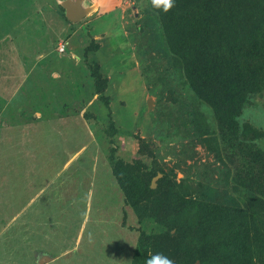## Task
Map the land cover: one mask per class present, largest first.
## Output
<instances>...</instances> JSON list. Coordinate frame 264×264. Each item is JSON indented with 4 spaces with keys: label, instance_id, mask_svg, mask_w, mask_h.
Listing matches in <instances>:
<instances>
[{
    "label": "rangeland",
    "instance_id": "1",
    "mask_svg": "<svg viewBox=\"0 0 264 264\" xmlns=\"http://www.w3.org/2000/svg\"><path fill=\"white\" fill-rule=\"evenodd\" d=\"M59 1L0 0V264H144L154 252L180 264L177 241H159L164 226L128 203L114 161L154 159L198 196L219 189L234 167L212 107L158 23L145 25L147 0H82L94 7L76 21ZM234 112L233 141L251 126L264 151V91Z\"/></svg>",
    "mask_w": 264,
    "mask_h": 264
},
{
    "label": "trees",
    "instance_id": "2",
    "mask_svg": "<svg viewBox=\"0 0 264 264\" xmlns=\"http://www.w3.org/2000/svg\"><path fill=\"white\" fill-rule=\"evenodd\" d=\"M147 1L145 25L158 23L167 43L163 50L184 65L185 82L212 107L221 137L220 142L216 137L217 145L234 170L227 169L222 187L210 186L199 196L196 183L185 177L176 181L153 158L149 166L114 161L115 178L128 203L136 208L142 203L164 226L159 241L164 232L163 237L177 241L180 264L196 258L198 264H264V151L251 126L242 128L250 140L233 141L229 118L249 93L264 91V0H175L166 13ZM102 87L99 80L96 89ZM193 126L198 134L207 132L202 116L194 118ZM212 139L209 143L215 144ZM230 145L235 150H228ZM156 171L161 176L150 187Z\"/></svg>",
    "mask_w": 264,
    "mask_h": 264
},
{
    "label": "clouds",
    "instance_id": "3",
    "mask_svg": "<svg viewBox=\"0 0 264 264\" xmlns=\"http://www.w3.org/2000/svg\"><path fill=\"white\" fill-rule=\"evenodd\" d=\"M149 2L153 9L165 13L175 7V0H149ZM144 264H174V261L162 252H154L145 258Z\"/></svg>",
    "mask_w": 264,
    "mask_h": 264
},
{
    "label": "water",
    "instance_id": "4",
    "mask_svg": "<svg viewBox=\"0 0 264 264\" xmlns=\"http://www.w3.org/2000/svg\"><path fill=\"white\" fill-rule=\"evenodd\" d=\"M59 3L63 8L65 18L69 21L78 20L93 7V4L83 5L82 0H60ZM155 176L150 180V187L155 185Z\"/></svg>",
    "mask_w": 264,
    "mask_h": 264
},
{
    "label": "crops",
    "instance_id": "5",
    "mask_svg": "<svg viewBox=\"0 0 264 264\" xmlns=\"http://www.w3.org/2000/svg\"><path fill=\"white\" fill-rule=\"evenodd\" d=\"M95 1H97V0H95ZM112 1H113V0H104V4H103V5H105V8H104V9H106L107 7H109L110 5H112ZM98 3H99V2H98ZM89 4H92V3H89ZM93 5H94V4H93ZM93 7H94V6H93ZM93 7H92V8H93ZM92 8H91V9H92ZM104 9H103V10H104Z\"/></svg>",
    "mask_w": 264,
    "mask_h": 264
},
{
    "label": "built area",
    "instance_id": "6",
    "mask_svg": "<svg viewBox=\"0 0 264 264\" xmlns=\"http://www.w3.org/2000/svg\"><path fill=\"white\" fill-rule=\"evenodd\" d=\"M63 45H64V44L59 43V44H58V49H59V50H62V49H63Z\"/></svg>",
    "mask_w": 264,
    "mask_h": 264
}]
</instances>
